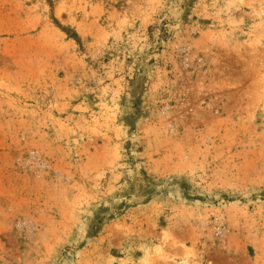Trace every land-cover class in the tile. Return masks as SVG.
Returning a JSON list of instances; mask_svg holds the SVG:
<instances>
[{
    "label": "rangeland",
    "instance_id": "1",
    "mask_svg": "<svg viewBox=\"0 0 264 264\" xmlns=\"http://www.w3.org/2000/svg\"><path fill=\"white\" fill-rule=\"evenodd\" d=\"M0 264H264V0H0Z\"/></svg>",
    "mask_w": 264,
    "mask_h": 264
}]
</instances>
